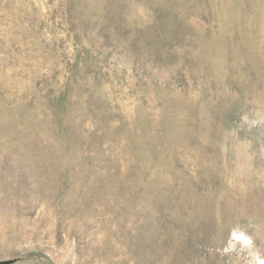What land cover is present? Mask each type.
Instances as JSON below:
<instances>
[{
	"label": "rangeland",
	"instance_id": "obj_1",
	"mask_svg": "<svg viewBox=\"0 0 264 264\" xmlns=\"http://www.w3.org/2000/svg\"><path fill=\"white\" fill-rule=\"evenodd\" d=\"M0 264H264V0H0Z\"/></svg>",
	"mask_w": 264,
	"mask_h": 264
}]
</instances>
